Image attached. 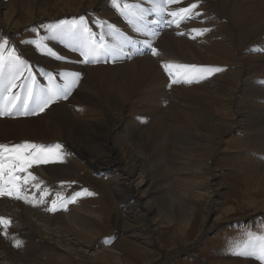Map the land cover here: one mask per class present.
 Returning a JSON list of instances; mask_svg holds the SVG:
<instances>
[{"label": "rangeland", "instance_id": "374dc122", "mask_svg": "<svg viewBox=\"0 0 264 264\" xmlns=\"http://www.w3.org/2000/svg\"><path fill=\"white\" fill-rule=\"evenodd\" d=\"M109 1L105 0V3L104 0H87L88 3L85 1L86 4L84 3V8L81 10L69 11L67 12L69 14L59 17L55 11H61L62 3H56L53 0H37L40 6L38 9H34V14L39 10L46 11L48 13L46 18L36 19L35 16L29 24L18 28L10 29L0 25V40L6 38L9 45L15 47L26 62L32 55V65L29 66L27 63L28 68L24 70L23 76L17 84H27L30 82V78L42 79L43 73L47 70L44 66L52 60L60 61L61 59H64V68L50 71L54 74L59 73L60 79L65 83V77L70 75L66 64H72L76 60L79 63L85 62L71 50L72 48L74 50L77 45L69 47L66 40L48 38L50 37L48 26L60 24L63 17L80 16L86 17L92 24L98 20L99 23L105 24L113 22L112 25L117 26L120 23V18L112 9V4ZM200 1L203 5L200 4ZM200 1L183 0V4L172 6V9H175L188 6L191 3H198L199 7L196 11L199 10L198 12L203 13L201 16H204L196 17L188 22L183 29L165 31L156 44L157 55L151 53L143 57H135L132 60L121 59L116 63L123 65L128 62L148 59L154 62L147 81L141 86L139 84V87H136L138 90L135 88L138 92L134 89L136 95L133 94L128 100L129 103L127 101L123 105L133 110V113H127L125 110L121 112L125 120H128L123 124L125 127L122 131L117 130L119 140H121L119 144L129 143L131 145L132 143L134 145L137 142L140 144L138 153L143 157L142 163L146 164L149 169L146 174L152 176L150 177L152 180L149 178L148 180L153 187L158 186V191H160L159 184L163 182L166 184L164 193L167 191L173 196H183L187 193L184 195L186 197L190 195L189 191H193L197 196L196 201L193 202V206L196 208L193 209L191 226L184 232V237L176 235L170 237V227L161 226V228L159 224V230L156 231L157 233L154 232L153 239H157L159 246L153 250L156 252L155 254L158 253L157 258L163 255L167 256L164 264H201V260H205L204 264H218L220 259L229 262L236 258V255L233 254L234 244L243 245L246 243L248 240L246 234L264 235V211H257L255 207L248 204V202L253 203L250 205L264 203V193H261L264 191V176H262L264 174V0L235 1L233 5H228L223 0ZM8 3H10L9 0H5L4 4ZM55 3L59 4L57 8ZM72 3L73 7L80 4L75 1ZM204 8H206V12ZM19 14L24 15V9ZM96 26L100 28L97 24ZM204 28L210 29V31L200 36L192 31V29ZM40 30L44 33H40ZM34 31L39 32V48L35 44L26 43L30 41L31 36L34 38ZM100 31L107 33L108 29L107 27L100 28ZM164 63L208 66L223 70L214 72L199 83L171 84V78L162 67ZM86 64L88 66L78 72L79 76L82 75L79 81L88 80L92 86L101 89L100 84H104L103 82H106L111 75L114 76L113 72H116L115 69H117L116 64L107 66ZM98 66L103 70L104 79L97 76L96 80H91L90 72ZM114 77L119 79L116 75ZM121 79L120 77L119 80ZM149 84H154L156 98L148 92ZM170 84L171 86H169ZM6 85L7 77L1 85L4 91H6ZM19 88L18 86L13 89L15 95ZM75 89L73 94L76 95L79 91L78 86ZM103 104L102 93H98L92 99L83 101L82 106L89 113L95 110V113L102 115ZM114 113L119 114V110H115ZM218 125L222 128L229 127L232 131L220 136L218 134L220 132L217 130ZM62 128L63 125H60L56 132L51 134L52 132L47 131L49 127L42 122L34 123V117L0 119V144L9 146L25 142L38 145L54 143L53 146L59 144L61 145L60 152L67 162L71 163L61 173H58L57 170L54 171L53 167L48 164H38L36 174V184L40 185L38 196L43 194L40 189L50 188L46 199L47 201L49 199L50 203L45 200L46 202L44 201L41 205L42 217L34 214V210L30 209L32 205L29 207L24 200L17 203L0 200V213L11 218L9 228L0 231V254L9 253L11 257L10 259H0L1 264H35L34 262L38 264H92L89 257L93 253L101 251L102 247L108 248L114 254L119 252L118 248L114 246L116 234H120L122 231L123 206L114 187L117 178L115 174L96 169L89 159L73 148L68 140H54L53 138L56 136H62ZM34 137L42 139H38L39 142H36ZM214 140L219 142L213 148ZM89 150L91 151L92 148ZM245 164L248 166L247 169ZM254 165L259 167L255 169ZM156 169L158 170L157 174L155 173ZM31 171L34 173V166L28 169V172ZM250 175L254 178L252 179ZM148 184L143 188L148 190ZM186 184L190 185L191 190H188L189 186L187 187ZM262 186L263 189H261ZM83 187L87 189H82ZM167 188L170 190L168 191ZM245 190L249 192L247 196H243ZM77 193L80 195L76 196L75 202H69ZM87 193H92V195ZM28 194L33 195L34 198V181L24 187L23 195ZM57 194H61L63 199H58ZM53 199L57 200L55 213L62 205L60 210L64 214L62 219L59 216L53 218V211L49 210L52 207ZM213 200L214 202H211ZM32 201L34 204V199ZM212 205L215 210L209 216L208 209L213 207ZM227 207L233 209L229 215H225ZM174 211L177 212L176 209ZM218 217H221L222 220L215 222L214 219ZM49 220L52 223L50 228L56 233V241L59 242V236L64 235L65 243L62 246L57 242H52L54 251L52 250L53 254L49 259L45 254H43L44 256L36 255L37 257L34 258V222L45 232H48ZM65 222H69L80 232L92 231L94 237L92 242L84 243L74 233V229L59 230ZM203 229L207 231L199 238ZM5 232L7 235L4 234ZM158 233L161 234V239ZM105 236H112L113 241L106 242ZM185 239L188 241L183 243ZM160 240H163L167 245L173 244L177 247L172 251L166 250ZM16 241H20L19 246ZM191 242L194 247L188 252L186 249ZM68 253L73 255L74 262H67ZM51 258L52 261H50ZM243 258L246 257L241 256L240 259L243 260ZM250 258L253 259L247 257V259ZM155 259L152 262H155Z\"/></svg>", "mask_w": 264, "mask_h": 264}, {"label": "bare ground", "instance_id": "6f19581e", "mask_svg": "<svg viewBox=\"0 0 264 264\" xmlns=\"http://www.w3.org/2000/svg\"><path fill=\"white\" fill-rule=\"evenodd\" d=\"M53 1L56 3L60 2L63 5L61 8V11H55L56 12L55 14L58 15L59 17L62 15H65V14H69V13H67L69 11L70 12H72V11L77 12V11L81 10L82 8H84L83 5H85L87 2V0H53ZM74 1L78 2L80 4L78 6H75V7L71 6L73 4L72 2H74ZM223 1L228 5H233L235 3V1L244 2V0H223ZM4 2H5V0H0V25L6 26L10 29L12 27L18 28V27H23V26L29 24L32 21V19L35 18V16H36V19H40V18L43 19V18H46L48 16V13L46 11H41V10L35 12L36 15L34 14V9H38L40 6V3H39L40 1L37 2V0H9L10 3H8L7 5H5ZM104 2H105V0H104ZM201 2L202 1H200V4H202ZM56 3H55V6L57 8L59 6V4H56ZM23 9L25 11V14L24 15L19 14V12ZM205 9L206 8H204V10ZM210 10H207V11H210ZM213 11H215V10H213ZM205 12H206V10H205ZM211 12H212V10H211ZM207 13H205V14L207 15ZM72 14H76V13H72ZM200 16H199V18L203 17L204 15L201 17ZM28 59L31 62H28L29 61ZM28 59H27V63H29V66H31L32 65V55ZM73 62L74 63H72V64H66V66L68 67V70L70 71V74H77L80 70H82L83 68L88 66V64L79 63L77 60L73 61ZM153 63L154 62L151 59H148L145 61L144 60H138V61H134L132 63L128 62V63H125L123 65L122 64H116V67H117V69H115L116 72L114 70H112V71H114L113 72L114 76L116 75L117 77H119V79L121 77L122 78L121 80H119L118 78L111 75V77H109V78L107 77L108 79L106 80V82H103L104 84H100L102 89L97 88L96 86H92L88 80H86V81L82 80L81 84L78 86V88H79L78 89L79 91L77 93L78 95L73 94L71 97H69V99H67V100H65L59 104H56V105L53 103L51 106H48L47 109L44 110L42 113L34 115V123L36 121L42 122L43 124H45L46 126L49 127V130H47V131L49 133L52 132L51 134L56 132V129H58V127L60 125H63L62 136L58 137L55 135L56 137L53 138L54 140H57V139L68 140L73 145V148H75L77 151L81 152L84 155V157L89 159L91 164L96 169L101 170V171H105V173L115 174V177L117 178L115 180L114 187H115V190L119 196L120 202L122 203V206H123L122 207V214H121L122 231L120 234H116V236L118 238L116 236H114V237H116L115 238L116 244L114 247L118 248L119 252H118V254H114L113 252L108 250V248L102 247L101 251L95 252L91 255V257H89V258H91L92 264H164L165 259H167L166 258L167 256L165 257L163 255L162 257L157 258V256H159L158 253L155 254L156 252H154V250H153L154 248L159 246L158 242L156 241L157 239H153L154 232L159 230L158 224L160 225L159 227H161V226L162 227H164V226L170 227L169 228V232L171 233L170 237H172L174 235L184 237V232H186L187 228H189L191 226V219H192V216L194 215L193 209L196 208V207L194 208V206H193V202L196 201V197H197L195 195V192L189 191L190 195L188 194L189 196H186V197H184V195H186L187 193L184 194L183 196H173L171 193L170 194L167 193V191H165V193L163 192V190H165V185H166L163 182L159 184L160 191H158V186L153 187L150 184V180H152V178L150 179V177H152V176H148V174H146L149 169L147 168L146 164L142 163V161H141V159H143V157L141 156L140 153H138V151H139L138 147L140 144H138V142L137 143L135 142L136 144H134V145L132 143H131V145L129 143L123 144V145L119 144V141H121V140H119L120 137H118L117 130L122 131L123 128L125 127V125H123V124L125 122H127V120H128V119L125 120V118L123 117L124 115H122L121 112L123 110H125L127 113H131L133 111L128 107H124L123 105L130 99V97L133 94L136 93V91L138 90L136 87H139V84L141 86L143 83H145L147 81L149 72H150V70H152L151 68H153V65H152ZM64 66H65L64 59H61L60 61L52 60L51 62L46 64L44 66V68L47 70H54V69L57 70L60 68H64ZM55 75H59V73L58 74L55 73ZM103 75H104L103 70L100 68V66L94 67L92 69V71L90 72L91 80H96L97 76H101L104 79ZM153 85L149 84V87L147 89H148V92L152 93L155 97L157 93H156ZM134 89L136 91H134ZM98 93H102V97H103V103L104 104H103L102 109H104V111H102L103 112L102 115L95 113L94 112L95 110L91 111V113H89V111L86 110V108L82 106L83 101H85L87 99H92L93 96L98 94ZM145 94H146V92H145ZM76 96H77V98H76ZM150 96H152V95H150ZM147 98H149V96H147ZM128 103H129V101H128ZM153 103H155V102H153ZM121 105H122V108L119 109V107ZM34 108H35L34 110H36V112H37L38 111V105L36 104V106ZM115 110H119V114L116 115L115 114L116 112L114 113ZM142 110H144V109H142ZM125 115L127 116V114H125ZM188 115H189V113H188ZM45 118H47V119H45ZM165 118H167V117H165ZM42 119L43 120L45 119L46 121L45 120L43 121ZM133 121H134V119H133ZM136 121L138 123L137 119H136ZM134 124H135V121H134ZM154 124H156V123H154ZM135 126H134V128H135ZM137 126H138V124H137ZM203 126H205V125H203ZM159 128H160V126H159ZM138 129L140 130V128H138ZM165 129H168V128H165ZM202 130H203V128H202ZM217 130H219L218 132H220V133H218V134L220 136H222L223 134L224 135L229 134L232 131V129L229 127H223L222 128L219 125H218ZM164 131H163V133H165ZM146 132H148V131H146ZM124 134H125V132H124ZM177 134H180V133H177ZM129 136H131V135H129ZM164 136H166V135H164ZM167 137H168V135H167ZM164 138H166V137H164ZM38 139L40 140L42 138L34 137V141L39 142ZM169 139H171V137ZM249 139L252 140L251 138H249ZM131 140H133V139H131ZM164 141H165V139H164ZM242 141H244V140H242ZM214 142H213V144H214L213 148L215 147V145L219 141L214 140ZM247 142H248V140H247ZM156 143L158 144V142H156ZM251 143H252V141H251ZM91 148H92V150L90 151L89 149H91ZM146 159H145V161H146ZM241 163H243V162H241ZM47 164L50 165L51 167H53L54 171L57 170L58 173L63 172L68 166L71 165V163L67 162V160L65 159L64 156H63L62 161L49 162ZM260 164H259V166H260ZM154 165L155 164H153V166ZM148 166H150V165H148ZM245 166H246L245 168L247 169L248 166L246 164H245ZM259 166L254 165L253 168L256 169V167H259ZM162 167H164V166H162ZM157 169L155 171L156 174L158 173ZM243 169H244V167H243ZM37 170H38V164H34V173H33V171H31V173L36 178H37V176H36ZM153 171H154V169H153ZM249 174L252 175V173H249ZM262 176H264V174ZM148 178L150 180H148ZM251 178H252V176H251ZM253 178H254V176H253ZM202 181L204 182V180H202ZM30 183H33V181H30ZM147 183H149L148 184V190L146 188L145 189L143 188ZM186 183L189 184V182H186ZM35 184H36V180L34 181V185ZM192 184H194V183H192ZM186 186H187V184H186ZM188 186H187L188 190H191L190 185H188ZM261 189H263V186ZM169 190L170 189H168V191ZM173 190H174V188H173ZM192 190H193V188H192ZM40 191L43 194L47 193V188H44L43 190L40 189ZM248 191H251V189H248ZM248 191L245 190L243 192V196H247L249 194ZM37 192H38V189L34 186V198H33V195H31V194L26 195L30 201H32L34 199V204H33V201L31 203H29V202H26V203L28 206L32 205L30 209L34 210V214L38 215V217H42L41 205L45 201V198L47 199V195L42 194V195L38 196ZM161 192H163V193L161 194ZM201 192H203V191H201ZM261 193H264V191ZM42 196H43V201L41 202ZM199 198H200V196H199ZM205 198H206V196H205ZM48 201H49V199H48ZM55 201H57V200H55ZM200 201H201V199H200ZM243 201H245V199H243ZM211 202H214V200ZM49 203H50V201H49ZM248 204L251 207L252 206L255 207V210H257V211H261V210L264 211V203L262 205H250L253 203L248 202ZM175 209L177 210V212L174 211ZM64 210H65V208H64ZM214 210H215L214 206L211 208L209 207L207 214L209 216H211ZM232 210L233 209L227 207V209L225 210V215L231 214ZM63 215H64L63 211H60V212L58 211L55 214H53L52 216H53V218L56 216H59L62 219ZM0 217H3L5 219L11 221V218L6 216L3 213H0ZM220 219H221V217H218L217 219H214V220L216 222ZM29 220H31V219H29ZM48 222H49V224H48L49 225L48 226L49 231L48 232H45L42 228H40L34 222V258L39 256V254H42V255L45 254V256L47 255V259H49L51 257V255L53 254V251H54L52 245H54V243L57 242L63 246V243H65L63 240L64 235L59 236V242L56 241V239H55L56 233L52 228H50V227H52V223L50 220ZM9 226H10V224H8L7 226L0 224V231L4 230L6 228H9ZM65 229H66V231L69 229L70 230L74 229V231H75L74 233L77 234L78 238L80 240H83L84 243H86V242L90 243V242H92V240L94 238L92 236V231L80 232L74 226H72L69 222H65L59 230L65 231ZM206 231L207 230H204V229L201 230V233L199 234V238H201L202 235L206 233ZM158 234H159L158 235L159 238L161 239V237H160L161 234L160 233H158ZM160 241L162 243L163 248L164 249L166 248V250L172 251L174 248L177 247L176 245H173V244L167 245L163 242V240H160ZM186 241H188V240H186V239L183 240V243H185ZM0 242H1V240H0ZM52 242H54V243H52ZM192 247H194V244L191 242L187 246L186 250L189 252L192 250ZM68 254L69 255L67 256V262L68 263L74 262L75 259H74L73 255L71 253H68ZM5 255L6 256L9 255V256L6 257ZM10 257H11V255L9 253L2 254V255L0 254L1 260L2 259H10ZM155 258H157V259H155ZM240 258H241V256L236 255V258L235 259L231 258L232 260H230L229 262H226L225 259L224 260L220 259L218 264H256L254 262H257L258 264H260V262L256 259H251V258L247 259V257H246L245 259L243 258V260H242ZM154 259L156 261L152 262ZM35 260H37V259H35ZM46 260H45V262H46ZM50 261H52V258L50 259ZM13 263H15V262H13ZM34 263L38 264L36 262H34ZM204 263H205V260H201V264H204Z\"/></svg>", "mask_w": 264, "mask_h": 264}, {"label": "snow or ice", "instance_id": "6c2138e0", "mask_svg": "<svg viewBox=\"0 0 264 264\" xmlns=\"http://www.w3.org/2000/svg\"><path fill=\"white\" fill-rule=\"evenodd\" d=\"M149 3L151 5L150 8L145 9L137 3L129 2V0H125L123 4L119 0H114V6L125 17L133 31L146 37L157 35L155 31L148 27V24H159L164 21L168 24L174 23L179 27L181 23L191 21L201 15L200 12L196 11L199 7L198 3H191L188 6H181L175 9H172L171 6L182 4L183 0H149ZM152 14H155L159 19L149 21L147 18ZM165 17H170L171 19L165 21ZM98 26L101 29L107 27L108 31L107 33L102 31L97 38L96 34L87 25L85 18L80 17L78 21L74 20L71 23L61 22L55 26H50V37L48 38L66 40L69 47L78 45L74 50L81 52V55L85 57V63H96L98 62L97 57L101 55L115 59L122 56L131 58V55L134 54H146L141 49L136 48V41L122 33L114 25L99 23ZM192 31L197 36H200L210 31V29H192ZM26 43L35 44L37 48L40 47L37 41H27ZM142 45L144 49L151 51L152 55H157V50L152 47L150 39H145ZM128 49H132V51H128ZM162 67L171 78V84L181 82L187 84L199 83L214 72L223 70L208 66L174 63H164ZM27 68V62L18 55L16 48L9 46V41L6 38L0 40V85H3L5 77H7L4 111L0 112V115H9L14 109H17L20 97L13 93V89L18 86L25 89L24 103L18 110L21 115L29 113L28 105L37 95L36 80L30 78V82L27 84H17V81L21 79L24 70ZM79 79L78 73L70 74L65 77V83L62 88H56L49 84L47 89H40L42 98L38 105V111L43 112L45 108L58 99H67L78 84ZM32 114H36V110H32ZM60 149L61 145L59 144L54 146L28 142L12 146L0 144V195H9L31 203L32 201L27 196L21 194V182L27 185L30 181L37 179L31 172H28V169L34 164L62 161L63 154ZM20 173H26V175L21 176ZM34 186L37 189L40 188L38 183ZM84 191L86 192L87 190ZM87 194L92 195V193ZM43 195H47V193ZM79 195L77 193L69 202H75L76 196ZM57 198L63 199L61 194H57ZM42 201L43 196L41 197ZM64 207L66 208V204ZM49 210L56 211L55 200ZM10 223L11 221L0 217V224L7 226ZM4 234L7 235V232ZM246 235L248 237L246 243L243 245L234 244L233 254L254 257L260 264H264V235H254L252 233ZM16 244L19 246L20 241H16Z\"/></svg>", "mask_w": 264, "mask_h": 264}]
</instances>
